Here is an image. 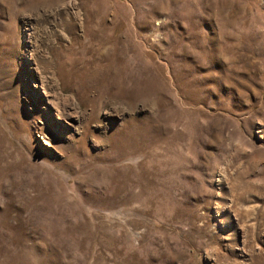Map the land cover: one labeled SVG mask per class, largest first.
Returning <instances> with one entry per match:
<instances>
[{
    "label": "rangeland",
    "instance_id": "374dc122",
    "mask_svg": "<svg viewBox=\"0 0 264 264\" xmlns=\"http://www.w3.org/2000/svg\"><path fill=\"white\" fill-rule=\"evenodd\" d=\"M0 264H264V0H0Z\"/></svg>",
    "mask_w": 264,
    "mask_h": 264
}]
</instances>
